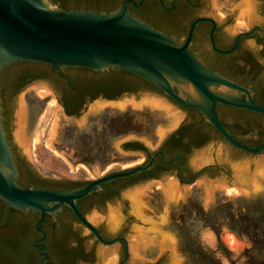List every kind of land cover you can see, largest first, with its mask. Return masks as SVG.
<instances>
[{"label": "water", "instance_id": "95a60500", "mask_svg": "<svg viewBox=\"0 0 264 264\" xmlns=\"http://www.w3.org/2000/svg\"><path fill=\"white\" fill-rule=\"evenodd\" d=\"M130 4L137 6L128 0L115 11L99 12L60 9L50 0H0V199L7 208L41 213L39 224L46 214L56 217L62 206L70 207L101 242L93 264H119L122 249L118 240L104 241L96 227L108 234H124L125 264H264V144L258 148L241 144L217 113V106L225 105L264 115V105L254 100L250 88L214 71L190 49L196 26L210 22L214 50L234 52L238 42L229 51L216 48V21L229 36L247 37L236 22H242L248 31L255 25L264 26V0H202L200 14L213 19L195 21L184 44L133 16ZM255 44L244 41L258 58L260 48ZM19 63L45 65L58 72L77 68L104 73L118 68L156 86L164 96L137 90L129 77L120 75L116 78L125 84L124 94L109 100L102 98V90L95 91L96 99L86 102L79 117L65 114L57 103L48 147L73 172L83 164L94 180L71 181L76 182L71 190L24 189L16 182L18 171L1 116L2 78L6 68ZM260 64L264 71V60ZM30 88L14 97L9 128L16 152L35 166L32 133L47 103L57 99L50 96L42 100L27 139L24 97ZM35 88L49 91L45 84ZM169 98L197 110L233 147L246 154L213 139L189 156V173H196L193 183H184L176 175H160L122 189L100 213L92 209L86 214L88 219L84 218L79 201L101 190L103 184L151 169L158 156L173 162L162 153L147 161L142 152L123 145L140 142L149 154L162 146L184 119L182 109ZM66 131H71L73 138H66ZM143 158L140 165L100 177L110 164L123 166ZM215 166L220 169L205 174ZM35 168L50 181L71 187L69 180L52 179ZM79 232L89 237L85 228L80 227Z\"/></svg>", "mask_w": 264, "mask_h": 264}, {"label": "flooded vegetation", "instance_id": "af4514ba", "mask_svg": "<svg viewBox=\"0 0 264 264\" xmlns=\"http://www.w3.org/2000/svg\"><path fill=\"white\" fill-rule=\"evenodd\" d=\"M126 1L128 0H124L119 6ZM132 1L137 4V6L128 5V10L133 16L165 33L177 42H181V44L187 41L190 28L195 21L200 18H211L200 14L203 6L202 0ZM213 30L212 23H199L196 26L190 49L214 71L237 84L250 88L254 92V100L264 105V71L260 64V61L264 60V54L259 53V57L256 58L244 46V41L252 40L256 43L255 46L261 49L260 44L261 39L264 38V26L255 25L248 32H245L249 36H242L238 39L237 36L232 37L224 33L216 21L214 42L217 49L229 51L235 47L237 42L239 43L238 48L230 54H220L214 50L211 41ZM63 71L64 69L59 72L54 71L51 67L40 64L19 63L6 68L5 77L2 78V88L4 87V94L1 97L2 125L18 171L16 182L21 188L75 189L74 184H71L69 188H65L60 185L62 183L60 181H50L39 173L26 156H20L13 146L15 144L11 140L9 128L13 99L18 93L29 87L31 88L24 97L27 103L24 135L27 139L35 123L36 116L43 106L42 100L48 99L50 96L57 99L59 107L63 108L65 114L72 117L80 116L86 102L94 100L92 98L96 97V92L85 93L76 86L68 85L67 80L62 76ZM123 74L137 81L134 84L137 90L157 92L164 96L159 88L142 78L125 72ZM249 82H256L260 85L263 98L260 97V99L252 87L249 84L247 85ZM40 84L48 85L50 95L42 97L36 93L35 87ZM102 91L104 92L102 98L112 97L109 100H116L124 94L125 90L124 88H118ZM169 100L182 109L184 119L180 127L163 142L157 151L149 154L140 142H127L123 145L127 150L142 152L147 161L159 153H162L167 160L168 157H173L172 163H174V166L172 167V163H167L161 156H158L151 169L131 177L116 179L113 182L103 184L101 190L79 201L78 207L84 218L88 219L86 214L92 209H96L100 213L104 204L113 200L122 189L136 183L143 184L146 181L156 180L160 175H176L182 181L181 172L184 177L192 175L195 181L196 173H189L188 170L189 156L193 151L202 149L213 139H219L233 147L197 110L186 108L171 98ZM217 113L232 136L241 144L251 148L264 144H259L261 131H264V115L225 105H218ZM63 117L65 118L64 115ZM257 129L261 130L260 134L256 132ZM64 135L66 138H73L71 131L64 132ZM133 145H139V147L134 149L132 148ZM164 146L167 147L168 153L163 151ZM235 149L243 152L237 148ZM159 158L163 162H158ZM179 162L181 164H178ZM184 166L185 169H182ZM213 169L217 171L220 167H211V170ZM209 171L206 170L205 174L208 175ZM41 217L42 215L39 212L29 211L24 213L14 208H7L6 203L0 199V264H93L96 258V248L101 245V242L78 220L70 207L62 206L56 217L46 214L42 223L39 224ZM80 227L88 231V238L80 234ZM96 228L104 241L118 240V244L122 245L119 264H125L127 249L124 234L120 231L108 234L102 227ZM87 241L89 242L87 243Z\"/></svg>", "mask_w": 264, "mask_h": 264}, {"label": "rangeland", "instance_id": "374dc122", "mask_svg": "<svg viewBox=\"0 0 264 264\" xmlns=\"http://www.w3.org/2000/svg\"><path fill=\"white\" fill-rule=\"evenodd\" d=\"M236 26L237 28L239 27V22H236ZM238 30L240 32H248V29L245 26L243 28H238ZM36 91V93H42L44 89H38ZM48 94H50V92ZM57 107V102L54 99L50 100L47 103L44 111L38 117L36 126L32 133V160L41 173L52 179L63 178L69 181L91 182L94 180V177L83 164H79L75 172H73L70 165L62 157L55 154L47 147V141L51 137V130L55 123ZM143 162L144 158L131 163L133 165H130L129 167H124L128 164L123 166H120L119 164H110L104 171H102L100 177L126 170L136 165H140Z\"/></svg>", "mask_w": 264, "mask_h": 264}, {"label": "trees", "instance_id": "16d2710c", "mask_svg": "<svg viewBox=\"0 0 264 264\" xmlns=\"http://www.w3.org/2000/svg\"><path fill=\"white\" fill-rule=\"evenodd\" d=\"M52 4L57 6L60 9L67 10H90V11H99V12H111L118 9L119 4L124 0H50ZM262 48L259 50V53L264 54V38L261 39ZM227 72V71H226ZM120 75H124L123 72L118 68H113L104 73H95L85 69H77V68H66L63 71L62 76L67 80L68 85L76 86L86 92H94L98 90H110V89H118L123 88L125 86L122 81L118 78ZM133 84H136V80H132ZM250 85L252 89L257 93V96L263 98L262 90L260 85L256 82H249L247 85ZM93 97L92 99H95ZM108 99H112V97H106ZM260 98V99H261ZM258 122V121H257ZM259 123V122H258ZM264 143V131L261 133V140L259 144ZM129 146V145H128ZM131 146V145H130ZM261 145H258V147ZM139 145H133L132 148H137ZM256 147V148H258ZM129 148V147H128ZM163 151L168 153L167 147L164 146ZM173 157H168L169 161H172ZM158 162H163L161 158L158 159ZM178 164H181L179 162ZM174 166V163L171 164ZM185 169V166L182 168ZM207 170H211L208 168ZM181 179L185 183H192L194 181V177L190 176H182V172L180 173ZM70 184H76V182L69 181Z\"/></svg>", "mask_w": 264, "mask_h": 264}, {"label": "bare ground", "instance_id": "6f19581e", "mask_svg": "<svg viewBox=\"0 0 264 264\" xmlns=\"http://www.w3.org/2000/svg\"><path fill=\"white\" fill-rule=\"evenodd\" d=\"M245 25L242 23V22H239V27L238 28H243ZM246 27V26H245ZM42 93H49V91H47V90H45L44 89V91L42 92ZM50 140V139H49ZM48 140V141H49ZM47 147H48V144H47ZM49 148V147H48ZM50 149V148H49ZM51 150V149H50ZM53 151V150H52ZM54 152V151H53ZM55 153V152H54ZM55 154H57V153H55ZM58 155V154H57ZM130 165H133V164H128L127 166H124V167H129Z\"/></svg>", "mask_w": 264, "mask_h": 264}]
</instances>
